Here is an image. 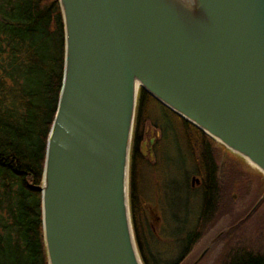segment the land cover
Segmentation results:
<instances>
[{"label":"water","instance_id":"water-1","mask_svg":"<svg viewBox=\"0 0 264 264\" xmlns=\"http://www.w3.org/2000/svg\"><path fill=\"white\" fill-rule=\"evenodd\" d=\"M58 3L62 82L39 187L47 264H143L129 196L139 93L264 178V0Z\"/></svg>","mask_w":264,"mask_h":264},{"label":"trees","instance_id":"trees-1","mask_svg":"<svg viewBox=\"0 0 264 264\" xmlns=\"http://www.w3.org/2000/svg\"><path fill=\"white\" fill-rule=\"evenodd\" d=\"M63 62V21L58 0H0V264H47L39 187L47 136L61 89ZM152 103L174 116L184 128L212 142L145 91H140L132 134L129 196L135 242L143 264H157L151 249L154 236L145 208L150 202L139 192L136 174L142 171L138 163L142 165L143 139L149 136L150 128L159 133L161 129L147 111ZM208 175L206 200L198 218L202 228L214 225L228 206L223 194L226 189L223 174L216 165H211ZM238 181L242 191H247L243 198L250 201L247 206L243 205L240 226L264 208L263 198L245 218L264 193V178L259 173L253 178L241 171ZM230 216L229 221L235 227L239 216H235L234 209ZM217 234L216 231L212 238H220ZM257 243L255 255L254 248L253 252L251 249L237 252L235 246H227L230 248L227 256L264 258V241ZM232 264L260 263L235 260Z\"/></svg>","mask_w":264,"mask_h":264},{"label":"rangeland","instance_id":"rangeland-1","mask_svg":"<svg viewBox=\"0 0 264 264\" xmlns=\"http://www.w3.org/2000/svg\"><path fill=\"white\" fill-rule=\"evenodd\" d=\"M147 111L151 118H153V120L157 122L161 127L160 133L150 128L149 136H147V139H149L154 135H159L155 144L156 146H158V151L155 153L153 161L155 165L157 164V167L151 168V170L153 171H150L148 168H146L140 173H136L138 175V190L140 189L139 192L143 195V197L148 199V201L150 202L149 205H151L149 206V226L151 225L150 227L152 228V234L154 237L157 234H160V240H156L154 239V237L152 238L151 249L153 250L154 256H158V258L154 259L156 260L157 264H170L179 257L182 247L186 246L187 242L192 236V231H190L189 234H186L185 236L177 235L176 231L173 230V227L171 225L172 219L170 218V212L173 210V212L176 213V216L179 214V216L181 217L185 211L184 207L188 206L191 210V214L194 215L192 217L193 219L195 216L200 215L201 212L198 208L201 205L202 200L199 196V193L198 191H196L191 196L190 194H186V191H184V181H186V178L188 176L189 182L192 176L199 177L202 173L196 170L193 173L194 175H190L195 167L193 164V154L198 149L197 145H194L195 136L191 137L190 135H188L186 127L184 128L183 125L174 116L163 110L157 104L152 103L150 105V109H148ZM156 129L159 131L158 128ZM190 131L193 132L191 129ZM219 158L221 157L219 156L218 160H220ZM227 173L230 174L231 178ZM223 176V180L225 183L224 187L226 188L225 193L223 194L225 202L226 204H228V206L225 207L219 214V216L221 217L214 225L205 228L203 227V232L206 233H209V231L211 233L213 229L210 228L213 226H215V228H220L222 225H224L225 220H227L228 217L231 218V216L229 215L233 209H237L238 206H241L243 208V205L247 206L250 202L248 198H243L247 195V191L245 189V191H242V184H240V181H238V174L233 176L232 172L230 170H227L226 176ZM156 185H159L157 187H160L159 190H161L159 191V200L162 199L163 201H165L166 197L169 203L168 206H164L166 209L164 210V213H162V216L167 223L166 225H164L161 232V221H158V219H155L156 222L154 221V215H157L158 217L161 215L159 208H155L158 192V190L155 189ZM170 185L172 188H166L163 191V187ZM232 195L236 196L235 200L232 199ZM249 221L250 222L248 223V225H246V227H243L245 229L244 233H246V241L243 240L242 243L237 244V246H235V249L237 250H247L254 248L257 251V241H264L262 239L264 237V208H260L259 211L254 214V216H252ZM175 235L177 236V239L179 237L182 239H180L179 241H174L176 239ZM249 236H253V245H251ZM227 249V247H224L219 252V258H223L226 255ZM189 258L191 259L187 263V260ZM193 258H196L194 253L188 256V259H186L182 264H192ZM216 264H218V262Z\"/></svg>","mask_w":264,"mask_h":264},{"label":"flooded vegetation","instance_id":"flooded-vegetation-1","mask_svg":"<svg viewBox=\"0 0 264 264\" xmlns=\"http://www.w3.org/2000/svg\"><path fill=\"white\" fill-rule=\"evenodd\" d=\"M187 134L190 135L191 137L195 136V143L194 145H197L198 149L197 151L193 154V164H194V170L190 175H194V171H200L201 176L199 177H195L192 176L188 182V177L186 178V181H184V191H186V194H190V196L198 191L199 196L202 200L201 205L199 206V211H203V207L202 204L204 203V201L206 200V189L208 188L209 184H208V178H209V171H211V165L214 166L216 165L217 170H220L221 175H225L226 176V171L230 170L231 172H233V176L240 175L241 171H244L247 175L249 176H253V178H255V176L257 175V172L252 169L251 167H249L247 164H245L238 156H236L235 154H233L232 152H230L229 150H226L223 148V146H221L220 144L215 143L214 141L212 142H208L206 141L203 137H200L198 135H195L194 132H191L189 128H186ZM158 136H152L149 139L145 140L143 139L142 142V150L140 151V159H141V166L140 163H138L139 168L141 169L142 167V171L146 168H148L150 171L151 168H155L157 167V164H154V154L158 151L156 144V140L158 139ZM220 160H218V157ZM212 157V158H211ZM140 161V160H139ZM196 161V162H195ZM152 163V164H150ZM155 165V166H154ZM218 172V171H217ZM229 176L230 174L227 173ZM224 177V176H223ZM231 178V176H230ZM236 181V180H235ZM224 185V183L222 184ZM146 186V185H145ZM159 185H156L155 189L158 190L157 192V202H156V209L157 207L159 208L161 215L158 217L157 215H154V221L156 222V220L158 219V221H161V230L164 227V225H166V221L164 220L162 213H164V210L166 209L164 206H168L169 203L167 201V198L165 197V201H163L162 199L159 200L160 198V194H159V190L160 187H157ZM166 188H172L171 185L170 186H166L163 187V191ZM166 196V195H164ZM234 195H232V199L235 200ZM162 198V196H161ZM159 202V203H158ZM166 204H165V203ZM149 204L145 205V208L148 211V215H149ZM252 209V208H251ZM250 209V210H251ZM151 210V208H150ZM184 213L182 214V216L180 217L179 214L176 216V213L173 212V210L170 212V218L172 219V227L173 230L176 231L178 236H185L186 234H189L190 231H192V236L189 239V241L187 242L186 246L182 247L181 253L179 255L178 258L175 259V261H173L170 264H182L186 259H188V256H190L191 254H195L196 258H193L192 264H216L218 262V264H232L233 261H249V260H254V261H258L260 264H264V258H228V254L230 253V248L227 249V253L223 258H219L220 257V251L227 246H237V244L242 243L243 240L246 241L245 239V235L246 233H244V226L246 227V225H248V223L250 222L249 220L243 224V225H238L239 223H241V221L243 220L239 215L242 211V207L238 206L237 209L234 210L235 216H239L237 217V222L235 227H233L234 225L231 224V218L228 217L225 218L227 220H225L224 225H222L220 228H215L213 229V231L210 233H206L203 232L204 229L201 227V225L199 224V215L195 216L194 219L192 218L194 215L191 214V210L189 209V207L185 206L184 207ZM249 210V212H250ZM247 213L245 218H248L251 213ZM189 213V214H188ZM230 216V215H229ZM158 217V218H157ZM150 218V217H149ZM156 219V220H155ZM191 219V220H190ZM151 226V225H150ZM217 229V230H216ZM218 232L217 235L220 236V238L215 239L212 238V235L215 234V232ZM252 231V230H251ZM180 235H179V234ZM172 235V234H171ZM176 236V235H175ZM160 234H157L155 236L156 240H160L159 239ZM252 237V238H251ZM249 236L250 238V242L251 245H253V236ZM177 239V236H176ZM174 241H179L182 238H178L177 240ZM217 247V249L215 248ZM253 247V246H252ZM202 248V249H200ZM219 248V249H218ZM236 248V247H235ZM253 249V248H252ZM250 250L253 252V250ZM240 250H237V252H239ZM257 253L256 250H254L253 254L255 255ZM155 258H158V256ZM191 258H189L187 260V263L189 262ZM217 260V261H216Z\"/></svg>","mask_w":264,"mask_h":264}]
</instances>
